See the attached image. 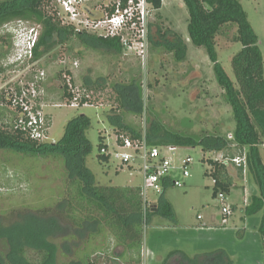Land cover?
Wrapping results in <instances>:
<instances>
[{
    "label": "trees",
    "instance_id": "1",
    "mask_svg": "<svg viewBox=\"0 0 264 264\" xmlns=\"http://www.w3.org/2000/svg\"><path fill=\"white\" fill-rule=\"evenodd\" d=\"M150 1L156 9H161L162 0ZM50 2L51 0L0 1V27L22 20L39 28L33 58L27 63H38L54 48L73 39H78L86 46L105 48L112 54L125 52L119 38H102L94 33L78 32L72 26L62 24L56 12L50 13L48 10ZM183 2L189 12V39L195 46L205 48L214 64L217 82L225 90L226 100L231 106L235 128L230 138L215 133L204 136L185 134L171 130L156 120L151 121L150 126L145 129L127 123L123 114L132 112L141 115L145 108L143 88L136 78L131 79L128 84L118 82L114 85L119 108L112 109V113L105 116L120 144L126 138L139 142L146 138L150 146L201 147L204 152L219 153L222 159L209 158L210 169L205 172L214 181V197L219 192L230 196L237 181H242L246 169H249L260 190V195H254L252 202L245 207L246 215H252L264 208V161L261 153V145H264V56L259 37L241 0ZM230 25L237 27L234 41L241 44V49L231 61L236 81L232 80L219 62L216 50L217 37ZM162 29L157 27V36L163 39L162 45L173 52L177 61H183L187 56V43L175 32L172 37H168L171 31L163 32ZM150 40L158 44L151 34ZM12 50L9 49L3 54L7 69L12 66L8 65ZM25 67L21 66L20 70ZM5 70V67H0V73ZM65 73L71 76L76 87L73 74L68 69H62L58 74L57 87L54 88L58 90L57 100H67L69 105L75 92L69 87ZM46 82H43L42 87L44 94L48 95L55 90L47 87ZM84 83L78 107L85 102L98 104V97L101 96L99 88L107 84V79H84ZM28 84L29 82L23 84V87ZM12 86L13 91L21 93L22 86L14 83L9 88ZM37 87L40 88L38 85ZM91 92L100 96L94 99L89 95ZM14 95V92L7 89L0 92V150L20 155L21 158L57 159L61 165L64 162L67 186L63 197L54 205L38 208L25 206L11 212V218L6 221L0 220V264H142L145 224L155 215L175 217L172 203L164 197L165 190L171 187V180L164 182L165 190L159 194L157 203L148 207H145L141 185L98 184L95 174L87 165V159L93 150L92 142L88 138L92 118L86 114H78L66 123L60 140L38 141L17 126L20 109L9 106ZM49 122L51 124L50 120ZM103 147L109 148V144L101 135L98 159L110 162L113 157L101 153ZM237 157H245V162L240 165L232 162L231 159ZM21 160L25 162L24 159ZM203 160L205 161V157ZM3 167L12 169L9 166ZM124 167L134 168L120 163V168ZM2 174L9 175L8 171ZM14 175L15 178L12 177L10 182L15 184L18 172ZM28 179L31 181L30 175ZM232 208L233 212L237 210L236 205H232ZM259 231L264 237V216ZM58 238L63 242L56 244L54 240ZM77 240L82 243H77L78 250L74 249L72 243ZM60 251L63 255L62 261L58 258ZM175 254H181V264L233 262L224 250L195 257L182 251H173L169 258Z\"/></svg>",
    "mask_w": 264,
    "mask_h": 264
},
{
    "label": "rangeland",
    "instance_id": "2",
    "mask_svg": "<svg viewBox=\"0 0 264 264\" xmlns=\"http://www.w3.org/2000/svg\"><path fill=\"white\" fill-rule=\"evenodd\" d=\"M241 1L259 37L264 56V0ZM47 8L50 13L56 12L57 18L64 24L57 0H51ZM188 22L189 12L183 0H162V7L155 10L152 20L151 35L158 44L150 41L149 56L145 63L128 52L112 54L105 48L86 46L78 39H73L54 48L38 63L13 64L8 60V65H12L8 69L3 54L9 49H14L15 39L13 30L7 31L1 26L0 67H5L6 70L0 73V92L4 89L13 91L14 86H9L14 83L23 87V84L29 82L28 86L38 85L42 91V84L47 81L46 86L54 88L62 69H68L73 74L76 82L75 92L79 95L85 85L84 79L92 81L100 77L106 78L107 84L99 88L101 96L98 93H89L94 99L100 96L98 104L89 102L88 105L72 107L62 105L67 100H57L59 95L55 88V91L48 95L43 93V100L37 102V105H40V111L51 121L47 133L48 141L60 140L64 135L66 123L78 114H86L92 118L88 138L93 146L87 165L95 174L96 182L102 185H141L143 176L137 166L120 168V161L115 158L110 162L98 159L99 137H105L110 149L116 141L112 125L105 116L119 106L113 88L116 83L128 84L133 78L141 83L145 104L143 114H122L127 123L142 129L148 128L151 121L156 120L171 130L185 134L204 136L215 133L230 138L235 128L232 109L226 100L225 90L217 82L214 64L204 47H197L190 41ZM16 23L18 22L14 21L10 24L17 27ZM28 25L27 22L22 24L23 28ZM157 27L163 28V32L171 31L168 37H172L173 32L179 34L187 43V56L183 61H177L173 52L162 45L163 39L157 36ZM23 28H18L17 32L24 31ZM236 31L235 25L227 26L216 39L218 60L234 81L236 80L231 61L241 49V44L234 41ZM75 62L78 66H74ZM23 65L26 66L25 69L20 70ZM42 72L45 74L44 78H41ZM261 146L264 161V145ZM163 153L173 160L171 176L185 181L186 184L182 188L168 187L164 193V197L174 207V218L155 215L145 224L142 264H160L158 254H163L167 259L169 252L173 250H184L190 256H203L207 252L224 250L232 259V264H264V237L259 231L264 208L252 215L245 213V207L252 202V197L260 195L259 187L249 169H246L245 174V190L240 187L239 180L232 189L228 203L237 204L238 207L237 211L229 216L227 223H224L221 202L218 197L213 196L214 181L205 173L210 169L208 159H222L221 155L204 152L201 147H178L174 154L163 148ZM186 158H191L192 164L190 176L183 179L180 168ZM62 163L64 165V162ZM63 165L57 159L21 158L20 155L0 150V220L6 221L11 218V212L25 206L38 208L54 205L59 201L67 186L64 176L67 172ZM6 170L9 175L5 176L2 172L6 173ZM16 171L18 180L14 184L10 179L15 178ZM26 171L30 173L27 174ZM148 195L151 205L156 204L159 195L151 190ZM198 216L203 219L199 220ZM54 241L56 244L63 242L61 238ZM72 243L76 250L77 243L82 245L80 240ZM119 252L122 254V251ZM58 258L59 261L63 260L61 251Z\"/></svg>",
    "mask_w": 264,
    "mask_h": 264
},
{
    "label": "built area",
    "instance_id": "3",
    "mask_svg": "<svg viewBox=\"0 0 264 264\" xmlns=\"http://www.w3.org/2000/svg\"><path fill=\"white\" fill-rule=\"evenodd\" d=\"M57 7L61 9L60 14L63 15L62 22L64 24L72 26L78 32L94 33L102 38H119L125 52L137 56L144 63L147 61L151 41L150 34L153 29L152 20L156 10L150 0H57ZM17 22V27H12L10 23L3 26V29L5 28L7 31L13 30L15 39L9 62L25 64L33 58L39 28L30 24L23 28L22 24L25 22L22 20ZM18 28H23L24 31L17 32ZM74 66H78V63L75 62ZM41 74V78H44V72ZM64 75L69 87L75 92L71 76L66 73ZM12 92L15 95L9 106L20 109L16 121L17 126L27 131L35 140L48 141L47 133L50 122L46 115L40 111V105H37V102H41L43 98L44 89L41 91L38 87L27 86L22 87L20 94ZM80 101V95L75 92L69 105L78 107ZM88 103L85 102L84 105H88ZM62 105H67V103H62ZM163 148H167L170 153L174 154L178 147L150 146L146 138L141 142L126 138L122 144L116 141L112 149L103 147L101 153L111 155L123 165L139 168L143 176L142 194L145 207H148L152 204L148 199L149 191L151 190L157 195L161 194L165 190L164 182L167 179L171 180V186L174 187L182 188L186 184L185 181L171 176L173 160L163 153ZM231 160L240 165L245 162V157ZM191 164V158L183 160L180 168L183 179L190 176ZM217 197L221 202L223 221L227 223L229 216L234 213L232 205L228 203L229 196L219 192ZM198 218L202 217L198 216Z\"/></svg>",
    "mask_w": 264,
    "mask_h": 264
},
{
    "label": "crops",
    "instance_id": "4",
    "mask_svg": "<svg viewBox=\"0 0 264 264\" xmlns=\"http://www.w3.org/2000/svg\"><path fill=\"white\" fill-rule=\"evenodd\" d=\"M124 54H125V52H124ZM240 184H241V186L240 187H242L244 190H245V188H246V184H245V177H244V179L240 182ZM142 185V184H141ZM237 185V184H236ZM126 186H129V185H126ZM133 186V185H132ZM166 191V190H165ZM231 193H232V191H231ZM232 205H236L237 207H238V205L237 204H232ZM152 206V205H151ZM233 209V208H232ZM237 209V208H236ZM237 211V210H236ZM235 211V212H236ZM234 212V213H235ZM233 213V214H234ZM199 219V218H198ZM201 219H203V218H201ZM201 219H199V220H201ZM174 251V250H173ZM173 251H171V252H169V255H170V253H172ZM175 251H182L183 253H185L186 255H188V256H190L189 255V253L188 252H185L184 250H175ZM190 257H195V256H190ZM158 258H160V264H181L182 263V256H181V254H175V255H173V256H171L170 258H169V256L167 257V259L164 257V255L163 254H158ZM169 259V260H168Z\"/></svg>",
    "mask_w": 264,
    "mask_h": 264
}]
</instances>
